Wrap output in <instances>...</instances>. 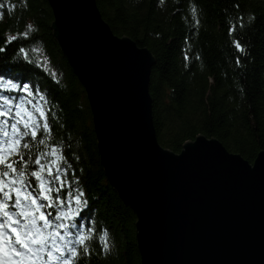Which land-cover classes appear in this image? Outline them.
<instances>
[{
  "label": "trees",
  "instance_id": "trees-1",
  "mask_svg": "<svg viewBox=\"0 0 264 264\" xmlns=\"http://www.w3.org/2000/svg\"><path fill=\"white\" fill-rule=\"evenodd\" d=\"M95 1L114 34L154 56L149 95L163 147L178 153L205 135L249 162L264 150V0ZM52 20L47 0H0V79L42 95L48 126L37 139L27 136L11 172L0 165V220L20 216L6 178L20 173L41 195L37 175L46 174L52 229L60 228L58 207L80 198L66 231L68 264H140L136 216L104 174L85 90ZM9 249L18 251L17 243Z\"/></svg>",
  "mask_w": 264,
  "mask_h": 264
},
{
  "label": "water",
  "instance_id": "water-1",
  "mask_svg": "<svg viewBox=\"0 0 264 264\" xmlns=\"http://www.w3.org/2000/svg\"><path fill=\"white\" fill-rule=\"evenodd\" d=\"M52 35L83 86L100 164L136 216L140 264H264V150L215 137L176 153L157 140L152 53L113 33L95 0H47Z\"/></svg>",
  "mask_w": 264,
  "mask_h": 264
},
{
  "label": "rangeland",
  "instance_id": "rangeland-1",
  "mask_svg": "<svg viewBox=\"0 0 264 264\" xmlns=\"http://www.w3.org/2000/svg\"><path fill=\"white\" fill-rule=\"evenodd\" d=\"M45 99L30 91L27 86H17L6 79H0V165L11 172L12 161L28 135L36 139L48 127L45 121ZM42 167V165L40 166ZM50 165L43 169L49 172ZM42 194L31 191L30 184L20 173L6 178V185H12L17 198V211L7 222H0V264H68L73 251L72 242L66 231L74 221L80 198L73 197L58 207L60 228L52 229L44 197L50 183L46 174L37 175ZM42 196V197H40ZM9 225V226H8ZM7 238L22 247L20 255L11 254L4 244ZM18 243V244H19Z\"/></svg>",
  "mask_w": 264,
  "mask_h": 264
}]
</instances>
